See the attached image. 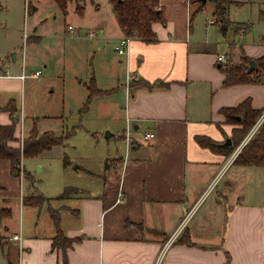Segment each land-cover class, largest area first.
Wrapping results in <instances>:
<instances>
[{
  "label": "crops",
  "instance_id": "obj_1",
  "mask_svg": "<svg viewBox=\"0 0 264 264\" xmlns=\"http://www.w3.org/2000/svg\"><path fill=\"white\" fill-rule=\"evenodd\" d=\"M34 1L28 0L31 23L25 25L24 34L29 31L31 35L24 37L21 60L19 51L10 59L15 48H11L7 26L0 22V125L11 124L6 107L13 103L19 118L18 138L21 134L28 138L34 127L39 134L51 132L57 137L75 133L68 128L65 109L70 103L66 97L70 99L73 92L81 110L94 79L101 93L93 97L84 113L95 106L98 113L120 122L125 154L118 161L112 159L109 168L105 161L98 172L84 169L88 180H102L96 193L90 186H68L78 192L59 199V204L55 197L45 196L50 200L41 207L24 204L25 194H36L35 186L28 185L24 192L19 179L12 176L10 161L0 160V207L11 211L1 221L0 264H15L16 256L17 264H63L62 250L52 248L57 229L51 209L58 211L64 235L80 238L67 250L68 264H264V168L234 165V152L226 157L199 142V138L210 139L218 147H224L227 140L232 143L235 125L228 123L222 109L250 99L252 108L264 113V85L223 87L224 62L217 59L227 52L212 47L208 38L195 36L198 31L190 19L197 7L191 0L183 20L182 5H175L180 15L173 19L160 0L165 23L153 25L157 40L132 39L128 54L119 59L120 66L114 64L107 80L91 76L87 93L78 87L81 81L68 87L64 69L68 59L79 57L77 50L84 40L118 45L125 36L111 5L107 0L88 2L84 14L79 15L81 4L70 2L64 15L50 0L64 21L71 14L76 22L54 27L38 17L46 1ZM231 1L230 10L253 18V22L230 19L233 37L247 35L253 25L260 29L254 45L236 46L233 40L232 44L251 60L264 56V0ZM31 6L35 7L32 13ZM4 11L0 3V12ZM87 17L93 20L91 24L85 23ZM236 23L248 28L236 33ZM209 24L217 26L213 19ZM23 70L28 77L22 78ZM54 88L62 90L58 103L50 101ZM147 133L154 138L146 139ZM59 146L63 147L56 145L50 150ZM70 162L73 165L74 161ZM79 167L74 165L73 170ZM222 180L224 187L211 201L209 221L202 223L196 216L209 189ZM13 198L19 208L16 223L10 220L16 205L11 206ZM189 213L192 221L185 222L169 243ZM10 227L16 229L12 235ZM15 233L21 235V241L11 240Z\"/></svg>",
  "mask_w": 264,
  "mask_h": 264
},
{
  "label": "rangeland",
  "instance_id": "obj_2",
  "mask_svg": "<svg viewBox=\"0 0 264 264\" xmlns=\"http://www.w3.org/2000/svg\"><path fill=\"white\" fill-rule=\"evenodd\" d=\"M34 4V0H30V2ZM44 5L40 6V15L38 17H44L48 25L52 23L54 27L61 26L67 27L69 23H73L75 17L69 14L65 21L64 17L59 10H56L55 7L49 2L50 0H45ZM164 5L167 7L168 16L173 19L180 15L178 10H174L175 5H182V20L186 15V7L188 4V0H163ZM0 3L4 6L6 11L0 12V22H4L7 26V29L10 33V45L11 48H15L13 51L9 53L10 59H13V53L19 51L18 61L21 60L20 57L22 55V48L25 45L24 43V29L25 25H29L31 23V18L28 14V0H0ZM195 7H199L202 5L201 0H196L194 4ZM180 9V8H179ZM239 13H243L242 11ZM214 14V5L210 2H207L205 6L198 12L193 21L194 28L198 31V34H195L196 37H203V40L208 38L209 42L212 44V47H216L219 51L226 53L225 64L226 63H237L240 57V49H238V45L242 44H253L256 41L257 35L260 32L259 26L253 25L250 32L247 35L232 34V26L226 25L227 32L220 30V25L215 22L217 20ZM57 16L55 19L54 17ZM85 23H92L93 20L91 17H87ZM243 18H248L247 14L239 15L235 12V9L230 10L229 19L234 20H242ZM7 19V20H6ZM213 19V21L217 24L210 25L209 20ZM253 19V18H252ZM250 17L246 21L253 22ZM88 22V23H87ZM76 22H74L75 24ZM230 26V27H229ZM77 28V26H76ZM29 32V31H28ZM27 32V33H28ZM27 37L29 34H27ZM249 34V35H248ZM95 41L84 40L79 46V57L67 61L66 69H64L65 81L68 82V87L70 88L73 85H77L79 81H81L78 86L80 89H83L85 93H87L86 87L89 85L91 76L100 78V80H107L108 75L116 63L120 66L119 59L123 56L119 55L115 49L117 46L116 42L106 43L105 41H99L94 39ZM232 40L233 43L232 44ZM99 41V42H97ZM231 43V44H229ZM264 45V43H263ZM46 73V72H45ZM44 73V74H45ZM63 80V78H62ZM62 85V81H60ZM55 89V94L51 95V100H55L57 103L60 100V96H62V90L58 88ZM41 100H45L47 97L40 92ZM75 94L71 92L70 99L66 97V101L70 103L69 108L65 109V115L68 120V128L71 130H75L71 133V135L66 139L63 147L59 146L47 152H42L41 154L34 157H25L23 155L21 157L22 161L17 167L19 176L20 185H22L23 191H26V188L29 183L26 182L25 172L32 174L35 182V193L41 194L44 197H55L53 199H57L55 204L62 203L58 198L64 191L65 188L72 185H77L81 187H89L91 188L93 193H96L101 185V179L88 180L87 175L84 172V169L88 168L91 170H95L96 172L102 170L103 165L106 161L107 167L111 165L112 159L118 161L121 155L125 154V145L122 140L119 138V134L121 132L120 122H114L111 119V115H105L98 113L95 106H93L92 110L88 113L80 112L79 107L75 105ZM81 106V105H79ZM264 119V113L260 115L257 119L253 127L249 130L245 138L240 142V144L233 151L234 153L242 149V147L246 144L248 139L255 132L257 127L261 124ZM229 123V122H228ZM232 124V123H231ZM234 125V124H233ZM19 127V126H18ZM38 135V129L36 128ZM69 132V131H68ZM107 133L112 134L111 137H107ZM44 134V133H43ZM55 135V134H54ZM248 137V138H247ZM25 140L27 139L24 137ZM18 143H15V146L21 145L20 142L23 139L22 134L19 136ZM106 159V160H105ZM73 160L74 163L72 165ZM115 161V162H116ZM67 162L68 166H71L68 169L64 168V163ZM23 166V175L21 176L20 166ZM80 166L79 169L73 170V166ZM21 176V177H20ZM23 179V180H22ZM219 181L209 190V193L206 195L209 196L202 209L197 214V218L200 219L202 223L205 221H209L210 216V207L212 205V199L218 196L217 190L220 187H224V181L222 180V184H218ZM11 206L13 207L15 204V208L13 207L12 216L10 220L16 223V212L18 208L17 201L13 198L11 199ZM46 204V203H45ZM44 204V205H45ZM193 214L189 213L186 217V225L188 222H191ZM205 217V218H203ZM200 222V223H201ZM185 225V226H186ZM184 226V227H185ZM15 228L10 227L9 235H12L15 232ZM1 233V232H0ZM10 242V241H9ZM18 257L14 258V263L17 264Z\"/></svg>",
  "mask_w": 264,
  "mask_h": 264
},
{
  "label": "trees",
  "instance_id": "obj_3",
  "mask_svg": "<svg viewBox=\"0 0 264 264\" xmlns=\"http://www.w3.org/2000/svg\"><path fill=\"white\" fill-rule=\"evenodd\" d=\"M60 11L66 15L67 6L70 2L81 4L77 7L79 15L84 14V6L86 3L91 2L96 4L98 0H54ZM111 5L112 12L116 17L120 27L124 31L125 36L132 39H141L145 41H156L157 34L153 29L155 23H165L163 8L160 6V0H107ZM192 4L196 3V0H191ZM214 5L213 16L217 18V22L220 27L222 25H230V19L228 12L230 6L233 4L231 0H207ZM205 5L199 6L191 15L190 24H193L195 16ZM35 7H30L29 11L32 13ZM248 28V25L236 23L234 25V31L236 33H242ZM251 59L240 55L237 63H224L221 65V71L225 78L223 81V87L228 88L233 85L242 84H263L264 85V56L254 60L255 68L250 72H247L249 61ZM155 85H158L157 83ZM153 85V86H155ZM150 88L152 86L146 85ZM89 97L86 100L84 107L80 112L88 110L91 100L94 96L99 95L101 92L97 89L94 79H92L89 85ZM6 110L11 112V124L0 125V160H9L11 164L12 176L18 177L19 173L17 167L21 162V157H34L46 150H50L53 146L64 145L65 139L70 136L71 133H67L66 136L57 137L51 132H46L42 135H38L36 127L33 128L29 137L24 141L23 149H20L18 143V137L15 135L16 127L19 122V118L16 117V107L13 103L6 107ZM261 109H254L251 106L250 99H245L234 108L222 109V113L225 115L226 120L229 123L235 125L232 129V145L230 147H218L213 141L206 138H199V142L202 146L209 147L226 157H230L235 148L245 138L249 130L253 127L257 119L262 114ZM236 117H239L237 120ZM234 165L239 166H258L264 168V119L257 127L252 136L248 139L246 144L242 147L240 152L233 160ZM64 166H68L67 162ZM25 179L32 188L35 185V180L30 173L25 172ZM78 191L74 188H66L65 191L58 197V199H64L73 193ZM50 199L45 198L41 194H33L31 192L25 194L23 202L26 205L34 207H41L45 202ZM52 220L57 229L56 235L52 240V248H60L63 253V264H68L67 250L72 247L74 242L80 240V238H68L60 230L58 211L51 209L50 211ZM11 211L7 208L0 207V228L3 218L9 217ZM4 238L0 233V243ZM10 264H12L10 262Z\"/></svg>",
  "mask_w": 264,
  "mask_h": 264
},
{
  "label": "built area",
  "instance_id": "obj_4",
  "mask_svg": "<svg viewBox=\"0 0 264 264\" xmlns=\"http://www.w3.org/2000/svg\"><path fill=\"white\" fill-rule=\"evenodd\" d=\"M69 29H72V26H69ZM24 37H25V39L27 38V35L26 34H24ZM131 40H132V38L131 37H128V36H124L121 40H120V42L118 43V45H117V47H116V51H117V53L119 54V55H121V56H123V55H126V54H128V51H129V46H130V43H131ZM225 58H226V56L225 55H221V56H219L218 57V62L219 63H222V62H225ZM40 74V71H37L36 73H35V75L36 76H38ZM26 77H28V75H27V73H26V71L25 70H23V74H22V78H26ZM22 140H21V142H20V149L22 150L23 149V146H24V141H25V138L23 137V135H22ZM145 138L146 139H152V138H154V134H152V133H147L146 135H145ZM248 138V137H247ZM237 154H238V151H236L235 153H234V155H233V157L235 158L236 156H237ZM22 161V160H21ZM23 166H22V164H21V166H20V170H22L21 171V176L23 175ZM20 176V177H21ZM23 180V179H22ZM185 222L186 221H184L181 225H180V227L176 230V232L174 233V235L171 237V239L169 240V243H171V241L173 240V238L174 237H177L178 235H179V233L183 230V228H184V226H185ZM11 240L12 241H14V242H19V241H21V235L20 234H18V233H15L12 237H11ZM168 243V244H169Z\"/></svg>",
  "mask_w": 264,
  "mask_h": 264
},
{
  "label": "water",
  "instance_id": "obj_5",
  "mask_svg": "<svg viewBox=\"0 0 264 264\" xmlns=\"http://www.w3.org/2000/svg\"><path fill=\"white\" fill-rule=\"evenodd\" d=\"M201 2H202V5H205L206 4V0H201ZM225 29H226V25H222V30L225 31ZM254 68H255V62H254V60H250L249 61V65H248L247 72H250ZM236 119L238 120L239 117H236ZM111 136H112V134L107 133V137H111ZM231 145H232L231 141L230 140H227L226 144L223 145V146L224 147H230Z\"/></svg>",
  "mask_w": 264,
  "mask_h": 264
}]
</instances>
